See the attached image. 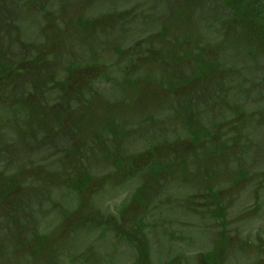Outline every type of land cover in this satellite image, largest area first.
I'll return each mask as SVG.
<instances>
[{"label":"rangeland","instance_id":"374dc122","mask_svg":"<svg viewBox=\"0 0 264 264\" xmlns=\"http://www.w3.org/2000/svg\"><path fill=\"white\" fill-rule=\"evenodd\" d=\"M219 1L0 0V264H264V188L252 194L255 179L238 183L223 170L222 206L208 204L199 210L203 225L188 224L176 216L189 215L183 211L191 206L188 183L201 186L202 176L169 174L150 184L152 175H144L149 163L137 165L132 151L152 139L153 126H124L132 112L110 98L109 110L98 108L116 82L94 83L96 95L80 98L81 104L94 102L93 110L79 120L74 97H63L77 68L119 79L125 42L160 47L199 33L204 52L211 43H245L231 33L230 12ZM239 52L247 58L250 49ZM255 60L238 62L253 82L246 88L258 108L264 106V57L262 77ZM263 115L264 107L255 111L256 119ZM106 125L117 133L103 131ZM243 132L249 141H264L263 122ZM121 155L132 158L125 169L137 178L116 169ZM13 184L18 188L8 194ZM80 184L82 191L75 190ZM174 204L180 209L170 210Z\"/></svg>","mask_w":264,"mask_h":264},{"label":"flooded vegetation","instance_id":"af4514ba","mask_svg":"<svg viewBox=\"0 0 264 264\" xmlns=\"http://www.w3.org/2000/svg\"><path fill=\"white\" fill-rule=\"evenodd\" d=\"M123 45L121 50L125 52L120 62L119 79L109 80L107 75L95 78V73L91 74L84 68L76 69L77 75L71 77L72 82L70 80L77 102V106H72L81 113L76 119L87 117L89 110H93L90 106L94 102L81 104L80 98L88 99L96 95L94 83L108 82L111 86V81L116 82L115 88L105 89L102 94L104 99L98 108L109 110L111 105L108 101L105 103V98H110V103H120V110L124 106L132 112L131 119H134L124 126L141 127L143 123L153 126L152 139H143L132 151V156L136 154L138 157V164H135L149 163L148 167H152V170L147 169L144 173L152 175L150 184H153V177L157 183L169 174L175 176L191 172L202 176L201 186L188 183L191 193L187 199L191 206L188 211H183L189 215L176 216L179 220H187L188 224L203 225L204 219L199 210L207 208L208 204L222 206L218 196L222 193V181L218 177L222 176L223 170L224 174L231 173L234 178L237 176L238 183L255 179L254 191L250 190L252 194L264 188V155L260 154L264 141H249L243 132L244 127L253 128L256 122L264 123V115L255 118V111L263 110L264 106L253 108L255 100L251 97L250 89L246 88L253 82L239 73V62L233 57L224 58L218 51H214L210 58H174L161 53V46L157 44L142 47L134 42H125ZM99 59L98 63L101 62ZM96 64H89L93 72L98 71ZM100 78L104 81H100ZM127 90H131L130 95L124 94ZM144 111L145 116L136 117ZM117 127L121 126L117 124ZM102 129L108 131L109 135L117 133L115 126L106 125ZM123 152H127V149ZM127 157L121 155L116 160L121 162L119 172L125 177L137 178L130 169H125L130 167L127 163L134 165L132 158ZM246 165L250 170L244 169ZM135 191L141 192L140 188ZM209 193L214 196L209 197ZM179 209L177 204L170 208L173 211ZM124 212L121 211L120 216ZM114 221L109 219V224L115 225Z\"/></svg>","mask_w":264,"mask_h":264},{"label":"trees","instance_id":"16d2710c","mask_svg":"<svg viewBox=\"0 0 264 264\" xmlns=\"http://www.w3.org/2000/svg\"><path fill=\"white\" fill-rule=\"evenodd\" d=\"M225 3L228 8H226L230 14L228 19L225 21H229V29L231 33L234 35V33H237L239 36H243L245 39V43H239L241 45H238L236 41H229V44L226 45H220L215 46L218 44H212L211 52L210 51H201V45H203L202 40L197 38V35L194 33L193 39L185 40V42H182L181 40L177 39V41H169L167 44H162L161 49L159 50L161 53H164V55H168L174 58H199L201 57H212L214 54V51H218L222 53V56L225 57H233L236 61H240L241 59H248L256 61L255 59L259 60V58L264 57V0H221L219 1V4ZM225 9V10H226ZM208 10V9H207ZM117 11V10H113ZM126 11V10H124ZM129 12V11H128ZM143 16L141 15V18ZM234 26L235 30H232L230 27ZM163 32V31H162ZM175 39V38H174ZM244 46H247L248 49H250V52L245 58L244 54L239 52V50H242ZM214 48H217V50H214ZM237 50V52L235 51ZM210 52V53H209ZM236 55H235V53ZM237 54H242L241 57L238 59ZM252 58V59H249ZM260 67L258 69V74L262 72V61H260ZM239 68V66H238ZM72 67L70 66L69 72H71ZM242 71V68L239 69V73ZM68 72V73H69ZM69 75V74H68ZM262 77V75H260ZM256 80V79H255ZM57 90L59 88L57 87ZM75 94V91H68L66 92L63 97L71 98ZM60 95V94H59ZM61 96V95H60ZM60 102L62 103V96L60 99ZM58 104H59V98H58ZM58 108L61 109V106L58 105ZM71 144V142H69ZM61 145V144H60ZM66 145V144H65ZM48 146V145H47ZM62 147V146H60ZM66 147V146H65ZM40 154V152H39ZM115 165L118 169V167L121 165L120 161H116ZM148 170H152V167H148ZM18 181H20V176H15ZM24 177V176H23ZM0 181L2 183V176H0ZM8 184V182H5ZM14 185V184H13ZM84 187V184L75 185L74 189L82 191ZM3 188V185H2ZM17 185H14V188H11L10 191L7 193H12L11 191L17 190ZM7 206H9L11 209H13L16 213L18 211L13 208L12 204L10 202L6 203ZM22 203H20L21 205ZM22 214V213H18ZM26 214V217L24 218V221L26 223V226L30 225V220L27 219V216L29 214L24 211L23 215ZM8 244V243H7Z\"/></svg>","mask_w":264,"mask_h":264}]
</instances>
